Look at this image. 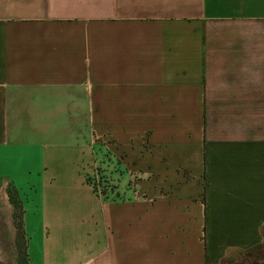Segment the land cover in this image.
<instances>
[{
    "label": "crops",
    "instance_id": "crops-1",
    "mask_svg": "<svg viewBox=\"0 0 264 264\" xmlns=\"http://www.w3.org/2000/svg\"><path fill=\"white\" fill-rule=\"evenodd\" d=\"M8 188L29 264H234L261 247L264 0H0L10 215Z\"/></svg>",
    "mask_w": 264,
    "mask_h": 264
},
{
    "label": "rangeland",
    "instance_id": "rangeland-1",
    "mask_svg": "<svg viewBox=\"0 0 264 264\" xmlns=\"http://www.w3.org/2000/svg\"><path fill=\"white\" fill-rule=\"evenodd\" d=\"M102 162L107 163L108 159L103 158ZM94 163L95 162L93 161L92 157H90V160H88L86 163L90 166L88 172L86 173V181L91 184L94 183L95 185L101 183L102 179H99L98 174L96 175V173H94V171H96L92 168ZM104 185L107 187V184ZM8 190L9 188L7 189V196L11 214H8V209L5 208L4 204H0V264H23L25 258L24 249L26 240H24L22 243L19 240V244L16 242V228L12 219L14 204H12V200L9 198ZM100 190L104 192L107 191V188L105 190ZM0 203H2L1 199ZM17 205L23 211L22 204L17 203ZM234 264H264V232L261 247L252 251L250 254H246L244 257L242 256L241 259Z\"/></svg>",
    "mask_w": 264,
    "mask_h": 264
},
{
    "label": "trees",
    "instance_id": "trees-1",
    "mask_svg": "<svg viewBox=\"0 0 264 264\" xmlns=\"http://www.w3.org/2000/svg\"><path fill=\"white\" fill-rule=\"evenodd\" d=\"M8 194H9V198L12 200V204H14V211L12 214V219H13V222H14V225L16 228V242L18 243L20 240V242L22 243L25 240V235L23 232V225H22V210L17 205V203L19 204L20 201H18L19 199H18L17 193L14 189L9 188ZM25 249H26V245H25ZM25 249H24L25 258H24L23 264H28L27 254H26Z\"/></svg>",
    "mask_w": 264,
    "mask_h": 264
}]
</instances>
